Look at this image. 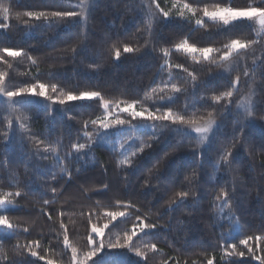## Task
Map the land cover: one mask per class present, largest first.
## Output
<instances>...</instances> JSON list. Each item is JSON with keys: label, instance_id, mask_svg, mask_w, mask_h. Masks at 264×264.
Segmentation results:
<instances>
[{"label": "trees", "instance_id": "obj_1", "mask_svg": "<svg viewBox=\"0 0 264 264\" xmlns=\"http://www.w3.org/2000/svg\"><path fill=\"white\" fill-rule=\"evenodd\" d=\"M174 3H189L198 11L180 18ZM218 3L243 8L264 0H0V24L7 25L0 28V54L6 56L5 47L26 53L7 57L8 64L0 61V71L9 74L12 84L45 83L53 96L99 91L111 102L114 117L130 121L119 131L97 134L99 125L91 120L104 115L98 100L62 106L41 97L8 100L0 95V195L8 200L0 204V215L17 225L15 231L0 226V264H71L61 223L82 255L89 250V215L102 226L108 211L126 216L105 229V245L141 222L156 227L148 235L136 228L133 241L146 260L127 249L105 248L93 258L97 264H207L208 259L259 264L239 239L264 235V31L257 21L223 26L203 17L205 5L211 9ZM156 4L170 18H161ZM63 10L81 15L51 20V12ZM28 11L45 12L49 20L30 18ZM196 19L204 23L197 25ZM184 39L219 50L211 57L223 66L177 50ZM231 39L255 43L220 62ZM125 45L134 51L123 53ZM237 76L240 81L233 86ZM172 83L185 91L160 92ZM229 90L231 100L212 99ZM133 101L137 110L171 107L198 122L212 112L216 127L202 144L188 125L131 120L120 109ZM81 144L82 149L73 147ZM139 147L144 151L132 157L131 165L119 163ZM225 152L231 153L226 162L221 159ZM222 190L229 195L217 200ZM17 191L19 197L8 195ZM180 191L189 197L180 200ZM32 241H39L33 250L46 260L29 254L25 246ZM225 243H235V252L245 255H226ZM151 244L155 252L145 247ZM249 245L264 255V241L253 239Z\"/></svg>", "mask_w": 264, "mask_h": 264}, {"label": "snow or ice", "instance_id": "obj_2", "mask_svg": "<svg viewBox=\"0 0 264 264\" xmlns=\"http://www.w3.org/2000/svg\"><path fill=\"white\" fill-rule=\"evenodd\" d=\"M154 2V0H153ZM175 8H177V14L180 18H186L185 13H191L193 16L198 11L197 8H194L189 3H183L182 5L174 3L173 5ZM156 8L159 10L160 16L163 19L170 18V12L164 10L160 7L159 4H156ZM183 9L181 11L180 9ZM2 11L5 13V16H7V13L9 12V8L4 7ZM203 17H207L213 21L219 20L222 22L223 26H229L232 25L234 22H252L257 21L260 30L264 31V4H261L259 6H252V7H225L221 4H216L211 9L205 5L202 8ZM26 15L30 18H34L35 20L45 19L49 20V14L45 12H33L28 11ZM81 15V13H78L74 10H63V11H53L50 13L51 20H68L70 21L72 18H77ZM50 20V22H51ZM195 23L197 25H202L204 21L202 19H196ZM250 27L252 25H249ZM7 25L0 24V28H6ZM262 42H264V38H262ZM250 43H255V41L245 40V39H231L230 43L226 44L224 47V50L222 51V54L219 55V61L225 62L229 61L231 57H233V53H238L239 50L248 49L250 46ZM177 50H182L188 54L193 55V58L198 54L200 57H202L204 60H210L212 59L211 54L213 52H219V50L214 49L213 47H196L194 44H191L188 42L187 39L182 40L180 43H177L175 45ZM134 49L128 45H125L123 47V53H132ZM2 53L6 54H0V61H3L5 64H8L7 57H20L22 55H26V53L23 52V50H13L10 48H3ZM168 56L167 49L164 51V57L166 58ZM121 57V50L117 48L115 50V58L119 60ZM31 58V57H29ZM213 63H217L215 59H212ZM11 65H9L10 67ZM222 63H217V67H222ZM177 67L182 68L183 71L188 72L187 68H184L183 65H177ZM189 76H192V73H188ZM244 75L247 76L248 72L247 70L244 71ZM240 81V77L237 76L235 81H233V86L238 84ZM49 88V85L45 83H32L28 86H22L17 87L14 84L11 83V78L9 77V74L7 72L0 71V95L6 97L8 100H14V98L18 97H24L28 98L30 96L35 97H41L45 98L48 101H51L53 104H59V105H66L69 102L74 101H92V100H98L101 107L104 110L103 118L97 117L96 119L91 120L92 125H99V128L97 129V134H99V130H109V129H117L119 131L121 128H123L125 125H128L130 123L127 119L119 118L118 116L114 117L112 115V105L109 100L104 99V97L101 95L99 91H80L78 94L72 91H69L67 93L61 91L58 96L49 95L47 89ZM173 94H179L185 89H182L181 87H178L175 83L172 84H165L164 87L160 89V92L163 94L166 91H169ZM51 92L56 93L57 92V85L52 84L51 85ZM233 97V91H225L221 95L213 96L212 99L216 102L221 101L222 99H229ZM161 99H170V97H165L161 95ZM136 102L133 101L132 103H128L126 106H124L122 109H120L122 112L128 113V115L131 117V120H139V121H151V122H171V125H188L192 127L193 131L197 134H199L202 138H206L207 134L212 131V126L216 121L213 119L212 112L208 113V117L206 119L202 118V122H198L195 119H189L186 118L185 115H180L177 113H174L171 107H163V108H156L155 111L149 110V109H142L137 110L135 107ZM118 107V106H117ZM248 117L252 116L251 112L247 113ZM11 121H9V124L11 125ZM241 124V132L243 131L244 121H240ZM155 126V124L153 125ZM73 147H78L80 149L84 148L85 145H73ZM148 147H151V145H148ZM144 148L139 147L136 151H133L131 153V157L126 156L123 160H120L121 165H131L133 163L132 157H136L138 153H143ZM231 155L230 152L223 153L221 159L222 161H228V157ZM57 160H59V157L57 156ZM55 191V189H53ZM9 196H15L19 197L21 193L19 191L15 193H8ZM180 200H184L189 197V192L187 191H180L177 193ZM229 193L227 191L222 190L220 195L216 197L217 200H220L221 197L227 198ZM7 196L0 195V204H7ZM45 203H48L45 201ZM130 207V205L128 206ZM62 214V213H61ZM105 216L107 217L108 222L104 223L102 226L98 225L97 223L91 222V215H89V223H90V233L87 236V246L89 247V250L84 251L82 255L78 252L77 247L73 246L69 241V235L67 231V227L61 223L60 227L64 230L63 234V243L66 248H69L71 250V264H97V260L93 259L94 257H98V254L103 252L105 248L113 249V250H122L127 249L129 252H134L137 257H140L141 259H147V254L144 251H141L139 247L136 246V244L133 241V238L137 236L136 228H139L140 233H144L145 235H148V232L155 228V224L151 223H144L141 222L139 225H134L133 229L130 233L126 232L123 236V238H118L115 242L109 241L107 245H105L103 241V237L105 235V229H109V225L111 222L116 221L117 218L125 217L126 212L125 211H108L105 213ZM139 220L140 218L137 217ZM0 226L5 227L6 229L15 231V228L17 225H14L7 214L0 215ZM27 231V229H25ZM96 237H100V240H97ZM255 239L256 241H264V235L262 236H248L243 239H239V244L244 245L248 248V253L252 255V258L259 261V264H264V255H257L256 252L253 250V248L249 245V241ZM39 241H32L25 247H27L29 254L32 257H35L39 260H46V257L43 255H40L37 251L33 250L34 247H39ZM146 248H151L153 252L156 251V245H146ZM225 254L228 256H231L233 254H238L239 256L243 257L245 253L243 251H240L238 253L235 252L237 245L235 243L227 244L225 243L223 245ZM15 264V262H13ZM46 264H55L52 260H47ZM207 264H213V259H208Z\"/></svg>", "mask_w": 264, "mask_h": 264}, {"label": "rangeland", "instance_id": "obj_3", "mask_svg": "<svg viewBox=\"0 0 264 264\" xmlns=\"http://www.w3.org/2000/svg\"><path fill=\"white\" fill-rule=\"evenodd\" d=\"M215 127H216V124L214 123L213 126H212V131H210V132L207 134L206 138H202L199 134L195 133V132L193 131L192 127H189V128H188V131H189L190 133L194 134V136H197V137L199 138V140L202 142V144H205L207 141L210 140V137H211V135H212L213 130H214Z\"/></svg>", "mask_w": 264, "mask_h": 264}]
</instances>
